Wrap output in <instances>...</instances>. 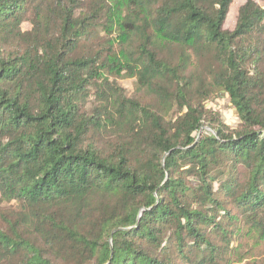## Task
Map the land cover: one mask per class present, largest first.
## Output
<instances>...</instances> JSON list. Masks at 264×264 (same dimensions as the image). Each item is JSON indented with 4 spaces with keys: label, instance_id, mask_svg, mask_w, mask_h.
Listing matches in <instances>:
<instances>
[{
    "label": "trees",
    "instance_id": "16d2710c",
    "mask_svg": "<svg viewBox=\"0 0 264 264\" xmlns=\"http://www.w3.org/2000/svg\"><path fill=\"white\" fill-rule=\"evenodd\" d=\"M231 3L0 0V264H264V8Z\"/></svg>",
    "mask_w": 264,
    "mask_h": 264
},
{
    "label": "rangeland",
    "instance_id": "374dc122",
    "mask_svg": "<svg viewBox=\"0 0 264 264\" xmlns=\"http://www.w3.org/2000/svg\"><path fill=\"white\" fill-rule=\"evenodd\" d=\"M245 0H232L229 13L224 25L226 30L232 31L235 27L236 15L239 7L244 3ZM260 5L264 8V0H257ZM28 25H24L23 29H28ZM120 84L128 92L132 91L133 80L124 79L120 81ZM206 108L209 109L217 118H219L225 125L230 129H236L240 126V121L237 117L236 111L230 103L229 97L227 95H222L220 97L214 98L210 101H207L205 104ZM264 256V253H262ZM259 257H257L258 259ZM238 259L234 260L231 264H246L237 263Z\"/></svg>",
    "mask_w": 264,
    "mask_h": 264
}]
</instances>
